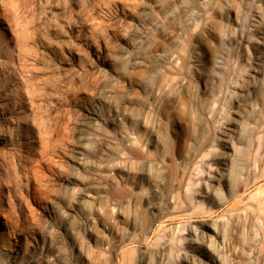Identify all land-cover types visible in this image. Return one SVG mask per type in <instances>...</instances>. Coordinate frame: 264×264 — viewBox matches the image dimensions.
<instances>
[{"label": "rangeland", "instance_id": "rangeland-1", "mask_svg": "<svg viewBox=\"0 0 264 264\" xmlns=\"http://www.w3.org/2000/svg\"><path fill=\"white\" fill-rule=\"evenodd\" d=\"M0 130V264H264V0H0Z\"/></svg>", "mask_w": 264, "mask_h": 264}, {"label": "bare ground", "instance_id": "bare-ground-1", "mask_svg": "<svg viewBox=\"0 0 264 264\" xmlns=\"http://www.w3.org/2000/svg\"><path fill=\"white\" fill-rule=\"evenodd\" d=\"M23 123H25V122L23 121ZM0 135H3V133L1 132V130H0Z\"/></svg>", "mask_w": 264, "mask_h": 264}]
</instances>
